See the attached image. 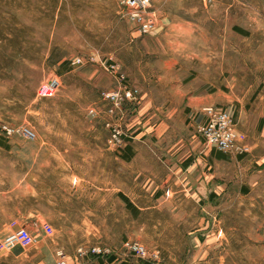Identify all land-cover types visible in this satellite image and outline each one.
<instances>
[{
  "label": "rangeland",
  "instance_id": "1",
  "mask_svg": "<svg viewBox=\"0 0 264 264\" xmlns=\"http://www.w3.org/2000/svg\"><path fill=\"white\" fill-rule=\"evenodd\" d=\"M120 1L0 0V125L34 133L30 140L0 135V264H27L21 258L42 242H87L85 233H58L53 226L60 220L56 183L71 174L75 185L93 173L101 177L98 161H110L117 170L116 158L131 141L154 145V131L141 133L154 116L144 114L157 100L175 99L177 91L158 80L163 62L175 60L173 75L197 74L204 60L189 53L215 46L218 51L221 44L224 72L215 85L222 82L223 90L250 101L264 92V0H150L153 29L147 34L136 31ZM77 57L81 63L72 64ZM52 79L59 82L54 95L40 96L38 88ZM122 85L134 89L135 96L115 106L104 93ZM140 108L145 109L141 115ZM194 116L187 121L195 131ZM113 127L124 140L120 147L108 144ZM95 145L104 149L86 150ZM34 158L47 165H35L25 200L24 162ZM56 161L72 165L55 168ZM8 187L15 189L7 194ZM212 221L207 241L186 242L185 255L168 257L159 246L143 245L158 251L154 260H143L123 248L124 241H137L127 237L120 252L133 255L137 262L132 264H264V176L245 196L223 202L221 216ZM16 226L27 228L33 242L5 248L3 237ZM99 246L110 250L106 259L120 253Z\"/></svg>",
  "mask_w": 264,
  "mask_h": 264
},
{
  "label": "crops",
  "instance_id": "2",
  "mask_svg": "<svg viewBox=\"0 0 264 264\" xmlns=\"http://www.w3.org/2000/svg\"><path fill=\"white\" fill-rule=\"evenodd\" d=\"M213 50L189 53L192 59L204 60L201 68H195L197 74L173 75L175 60L163 62L158 80L177 91L175 99L157 100L149 106L151 113L144 114L154 116V123L146 127V121L141 132L154 131V145L131 141L116 158L117 170L111 168L110 161H98L102 164L101 177L93 173L84 183L75 180V185L71 174L56 183L55 209L60 220L53 226L58 233H85L87 242H42L21 262L57 264L55 250L62 249L66 264H132L137 262L133 255L120 252L126 237L149 249L159 246L167 250L168 257L180 256L181 252L185 255L186 242L201 245L207 241L212 220L221 216L223 202L245 196L264 176V92L250 101L223 90L222 82L215 85L224 72L222 45L218 51L216 46ZM188 69H192L191 65ZM207 105L223 107L234 117L238 139L248 146V153L236 155L207 147L194 128L190 129L188 117ZM144 110L140 108L137 114ZM101 149L104 148L99 145L86 147L92 152ZM36 164L47 165L35 158L24 162V187L29 196H23L25 200L30 199L35 179L31 174ZM70 164L56 161L55 168L66 169ZM38 179L41 194L43 182L41 177ZM14 189L8 187L5 193ZM3 192L0 189V194ZM95 235L100 240L93 242ZM100 243L120 253L108 261L104 256L78 251Z\"/></svg>",
  "mask_w": 264,
  "mask_h": 264
},
{
  "label": "built area",
  "instance_id": "3",
  "mask_svg": "<svg viewBox=\"0 0 264 264\" xmlns=\"http://www.w3.org/2000/svg\"><path fill=\"white\" fill-rule=\"evenodd\" d=\"M120 4L124 15L135 25L138 33L147 34L153 29V22L149 16L150 0H121ZM81 61V58L77 57L71 63L80 64ZM119 77L123 79V76ZM58 85V80L52 79L38 88V94L47 97L53 96ZM135 92L134 89L122 85L104 93V97L115 106H118L124 99L134 98ZM194 118L198 119L194 121L195 131L207 147L236 155H243L249 152L248 146L242 144L238 139L234 117L225 108L216 105L203 106L197 111ZM0 135L7 139L18 136L30 140L34 137V133L29 128L7 123L0 125ZM108 144L115 147L124 145L120 130L115 127L112 128ZM16 242L23 246H28L33 242V236L27 228L16 226L3 237L2 245L5 248H10ZM123 248L126 252L143 260L149 261V259L154 260V258L158 257V251H148L137 241L126 240L123 242ZM78 251L82 254L95 256H105L110 253L108 248L99 245L91 246L83 251L79 249ZM55 256L57 264H66V255L62 249H56ZM27 264L38 263L28 262Z\"/></svg>",
  "mask_w": 264,
  "mask_h": 264
},
{
  "label": "trees",
  "instance_id": "4",
  "mask_svg": "<svg viewBox=\"0 0 264 264\" xmlns=\"http://www.w3.org/2000/svg\"><path fill=\"white\" fill-rule=\"evenodd\" d=\"M107 260H108V261H112V260H113V257H112V256H109V257L107 258ZM145 264H149V263L145 262Z\"/></svg>",
  "mask_w": 264,
  "mask_h": 264
}]
</instances>
